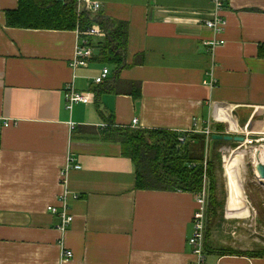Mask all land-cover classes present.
Here are the masks:
<instances>
[{
	"label": "crops",
	"instance_id": "1",
	"mask_svg": "<svg viewBox=\"0 0 264 264\" xmlns=\"http://www.w3.org/2000/svg\"><path fill=\"white\" fill-rule=\"evenodd\" d=\"M19 1L0 0V264H190L197 194L138 189L135 163L103 124L192 133L197 123H220L219 113L232 129L237 121L256 128L264 112V0H229L221 35L205 24L212 0H92L102 7L85 10L90 24L102 27L100 16L128 23L121 69L98 59L108 32L93 37L89 66L75 69L76 29L9 26L7 11ZM216 37L226 43L211 51ZM105 67L111 74L97 83ZM211 70L214 87L205 82ZM69 84L92 91L93 101L69 110ZM70 155L82 168L65 183ZM66 191L75 221L63 233L48 207L60 206ZM211 233V263L264 264L262 256L221 254ZM64 247L74 252L68 261Z\"/></svg>",
	"mask_w": 264,
	"mask_h": 264
},
{
	"label": "trees",
	"instance_id": "2",
	"mask_svg": "<svg viewBox=\"0 0 264 264\" xmlns=\"http://www.w3.org/2000/svg\"><path fill=\"white\" fill-rule=\"evenodd\" d=\"M88 11L78 12V0H20L16 9L7 11V24L11 27L33 29H67L92 23ZM98 22L107 30L108 37L104 50L98 59L116 65L117 69L127 67L125 54L129 42V27L126 22H112L100 16ZM88 23V24H86ZM264 57V44L260 47ZM141 93L136 94L139 98ZM250 122V127H253ZM217 133L225 132L224 123L214 124ZM112 122L108 129L119 134L124 153L136 166L137 188L146 190H181L198 194L205 183L210 189L209 221L207 238L210 235L211 214L220 209L224 202L218 197V163L210 157L212 144H226L225 140H215L205 133H187L188 141L181 144L177 131L168 129L117 128ZM219 159V156H218ZM206 242V251H209ZM221 254H240L264 257V249L231 250L222 248Z\"/></svg>",
	"mask_w": 264,
	"mask_h": 264
},
{
	"label": "built area",
	"instance_id": "3",
	"mask_svg": "<svg viewBox=\"0 0 264 264\" xmlns=\"http://www.w3.org/2000/svg\"><path fill=\"white\" fill-rule=\"evenodd\" d=\"M229 0H212L214 14L213 17L207 19L205 24L207 27L212 29L216 35H221L225 33L227 29L228 21L224 15V10L227 7ZM101 3L99 1L92 0H78V12L81 13L86 9L99 12L101 10ZM79 34V38L76 44L75 56L72 59L71 65L73 68L78 67H87L90 64V60L94 55V44L93 37L95 36H106L107 31L98 25L88 24L84 26H78L76 28ZM225 39H221L216 37L214 39H210L208 44L211 51H215L217 47L225 44ZM111 74V69L109 67H105L102 70V73L95 77V81L97 83H104L109 75ZM209 78L205 81L207 84L214 87L217 84V78L214 72L208 71ZM65 98L67 103V108L72 110L76 104L84 103L89 104L93 101L94 93L92 91H80L75 88L73 84H69L65 89ZM221 107L219 108V110ZM225 115V114H224ZM215 119L220 123H224L226 126V131L223 133H236L235 135H244L245 141H249L248 136H250L251 132L247 130L245 127H242L237 121L236 129H232L229 127V122L225 116H215ZM134 124L138 123V119H134ZM74 126V123H72ZM104 127L108 126V123L103 124ZM193 133H205L208 138L215 134L212 123L208 122L206 125L196 124L195 128L192 130ZM187 133H183L180 135L179 140L181 144H186L188 141ZM244 141V142H245ZM245 142V143H246ZM226 156V155H225ZM224 156V159H225ZM82 165L78 162L77 158L73 155L69 156L68 163L66 167L62 171V178L67 183L68 173L72 169H80ZM70 191H66L61 196V205L55 206L50 205L48 210L53 214H56L60 217V223L58 225L59 229L66 233L70 227L73 225L75 221V216L72 213L71 202H70ZM77 197L76 195H74ZM197 209L195 211L193 217V234L189 239V244L192 246L193 253L195 255V260H193L190 264H213L208 259V252L206 251V242H207V230H208V221H209V188L207 187V183H205L204 188L201 192L197 194ZM64 244V242H63ZM65 246V244H64ZM74 257L73 250L64 247L62 251V259L63 261H68Z\"/></svg>",
	"mask_w": 264,
	"mask_h": 264
},
{
	"label": "rangeland",
	"instance_id": "4",
	"mask_svg": "<svg viewBox=\"0 0 264 264\" xmlns=\"http://www.w3.org/2000/svg\"><path fill=\"white\" fill-rule=\"evenodd\" d=\"M256 120L257 126L249 129L251 134L246 143L229 141L226 144L212 146L209 151L210 157L217 159L218 197L224 202L210 218L213 243L220 248L233 247L245 251L264 249V179L257 176L255 166L257 159L255 154L264 152V112H261ZM238 150L246 153L245 173L243 172L245 186L242 190L244 202L239 208L240 211L229 206L228 180L225 175L228 160L231 156L236 158L235 151ZM226 201L231 209L226 208Z\"/></svg>",
	"mask_w": 264,
	"mask_h": 264
},
{
	"label": "bare ground",
	"instance_id": "5",
	"mask_svg": "<svg viewBox=\"0 0 264 264\" xmlns=\"http://www.w3.org/2000/svg\"><path fill=\"white\" fill-rule=\"evenodd\" d=\"M223 112L225 113L226 111H223ZM235 154H237L236 158H232L231 156L227 162V165L225 167V172H226L225 175H227V180H228V193L230 197V204L233 207H238L244 202L242 190L244 189V186H245L243 172L245 173L244 159H245L246 153L245 151L238 150V151H235ZM255 156L257 158L255 161L256 174L258 177H262L264 179V176L260 170V165L264 164V152L262 154L256 153Z\"/></svg>",
	"mask_w": 264,
	"mask_h": 264
},
{
	"label": "water",
	"instance_id": "6",
	"mask_svg": "<svg viewBox=\"0 0 264 264\" xmlns=\"http://www.w3.org/2000/svg\"><path fill=\"white\" fill-rule=\"evenodd\" d=\"M212 138L215 140H225V141H235V142H244L245 136L244 135H233L229 133H215L212 135ZM260 170L264 176V164L260 165ZM209 198H210V189H209Z\"/></svg>",
	"mask_w": 264,
	"mask_h": 264
}]
</instances>
